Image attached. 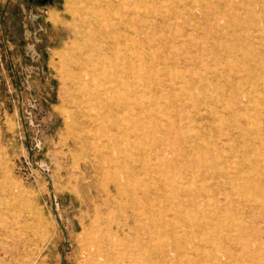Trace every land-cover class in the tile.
Listing matches in <instances>:
<instances>
[{"label":"rangeland","instance_id":"rangeland-1","mask_svg":"<svg viewBox=\"0 0 264 264\" xmlns=\"http://www.w3.org/2000/svg\"><path fill=\"white\" fill-rule=\"evenodd\" d=\"M201 1L205 15L200 0H148L142 8L153 22L155 67H175L184 77L175 85L162 75V83L152 84L160 118L154 114L146 121L150 129L140 128L136 151L158 163L157 186L167 179L179 185L167 186L178 204H166L170 213L199 203L189 212L208 219L194 237L209 259L264 264V7ZM73 10L67 0H0V264H81L93 218H123L101 199L92 201L110 180L96 172L94 145L101 139L76 96L74 57L83 38ZM165 111L176 113L183 132ZM189 131L200 135L207 162L199 160L193 138L183 141ZM170 220L188 226L177 216ZM205 236L209 241H199ZM163 240L172 243L164 236L156 243Z\"/></svg>","mask_w":264,"mask_h":264},{"label":"bare ground","instance_id":"bare-ground-1","mask_svg":"<svg viewBox=\"0 0 264 264\" xmlns=\"http://www.w3.org/2000/svg\"><path fill=\"white\" fill-rule=\"evenodd\" d=\"M147 1L67 0L68 6L76 10L73 15H79L82 22L79 31L83 41L74 57L79 71L74 73L79 91L76 96L88 109L91 116L88 123L96 125V135L101 139L98 145H94L99 161V165L95 166L96 172L107 175L110 180L100 197H94L92 201L95 203L101 199L110 210L116 208L123 214V218L118 219L103 216L102 213L93 218L87 230L88 236L81 243V264H165V261L166 264H172V261L178 264H227L222 258L209 259L206 248L201 250L198 242L195 243L196 229L200 231L199 226L205 227L208 221L204 218L201 222V216L189 212L199 203H190L180 207L176 213H170L168 205L177 203L174 195L169 197L166 193L167 186H171V190H178L179 185L176 188L167 179L164 185L157 186L152 173L158 169V163L154 160L150 163L151 158L143 160L137 155L136 149L141 147L140 128L144 126L150 129L151 125L146 121L154 119V114L160 118L154 97L158 88L153 91L152 84L162 83V75L171 77L175 85L184 77L175 67L168 70L166 67H155L153 22L149 12L142 10ZM228 1L227 5L239 4L235 0ZM249 1L264 7V0H242L240 3L248 4ZM198 9L206 12L205 2L200 0ZM250 10L254 23H257L256 10ZM260 16L262 20V14ZM235 84L240 86L241 81L237 79ZM245 89L247 87L240 93L246 92ZM235 99L237 102L241 100L238 97ZM170 114L165 111L171 127L182 131L175 122L178 119L176 113H173L175 118L172 120ZM160 121L156 124L161 125ZM88 123L85 122V126ZM80 124L81 121L78 122ZM192 138V146L197 148L199 160L207 162L206 154L200 156L201 150L206 147L200 144V135L189 131L182 137L183 141ZM209 155L212 159L218 157L215 153ZM161 161L164 167L168 166L167 159L162 158ZM161 176L165 177L164 174ZM161 189H164L163 192ZM162 203L166 208L164 210ZM259 205L264 210V203L260 202ZM173 216L179 217L188 226L182 224L178 227L170 220ZM100 223L102 226H99ZM159 236L170 237L171 245L164 243V240L156 243ZM199 241L206 243L209 240L205 236ZM224 254L229 258L233 252L226 248ZM248 263L251 264V259Z\"/></svg>","mask_w":264,"mask_h":264},{"label":"flooded vegetation","instance_id":"flooded-vegetation-1","mask_svg":"<svg viewBox=\"0 0 264 264\" xmlns=\"http://www.w3.org/2000/svg\"><path fill=\"white\" fill-rule=\"evenodd\" d=\"M44 2H48L49 0H43Z\"/></svg>","mask_w":264,"mask_h":264}]
</instances>
